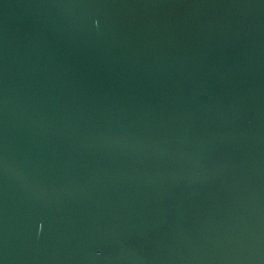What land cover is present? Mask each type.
Here are the masks:
<instances>
[{
	"label": "water",
	"instance_id": "1",
	"mask_svg": "<svg viewBox=\"0 0 264 264\" xmlns=\"http://www.w3.org/2000/svg\"><path fill=\"white\" fill-rule=\"evenodd\" d=\"M0 264H264V0H0Z\"/></svg>",
	"mask_w": 264,
	"mask_h": 264
}]
</instances>
